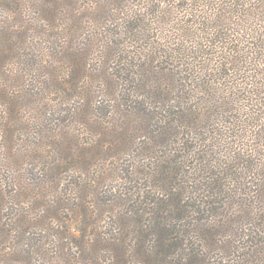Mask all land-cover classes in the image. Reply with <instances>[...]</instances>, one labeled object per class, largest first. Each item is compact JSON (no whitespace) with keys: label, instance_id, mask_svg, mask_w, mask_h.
I'll list each match as a JSON object with an SVG mask.
<instances>
[{"label":"trees","instance_id":"16d2710c","mask_svg":"<svg viewBox=\"0 0 264 264\" xmlns=\"http://www.w3.org/2000/svg\"><path fill=\"white\" fill-rule=\"evenodd\" d=\"M144 1L0 0V264H264V0Z\"/></svg>","mask_w":264,"mask_h":264},{"label":"rangeland","instance_id":"374dc122","mask_svg":"<svg viewBox=\"0 0 264 264\" xmlns=\"http://www.w3.org/2000/svg\"><path fill=\"white\" fill-rule=\"evenodd\" d=\"M133 1V6L137 7L136 9H140L142 8L140 6V4L144 1V0H132ZM163 1V0H162ZM166 2L162 3V6H168V7H175V15L176 17H178V19L176 20V22H179L180 25H176L177 23H170V24H161V28L160 29H164V30H172V31H176V28L178 27H186L189 29H192L194 31H199L200 29H202L203 27H206L205 25H207V23H202L201 26L198 23H195L193 20H199V18L202 19V22L207 19H209L211 22L216 21V13H218V10L220 8V5L223 4L226 0H164ZM130 2V1H129ZM145 2V1H144ZM185 2H187L186 7H181V4H184ZM131 4V6H132ZM130 5V3H129ZM177 6V7H176ZM123 10H126L125 8H123ZM142 12H144V10H142ZM244 12V11H242ZM241 20H239V18H237V22L234 26L236 28H238L237 25L242 26L245 25V27H251V26H247V24H245L242 20V14L240 13V15H238ZM149 22L153 23L156 21V18L154 15L149 16ZM263 17H261L258 14L255 13H251V15L249 16V20L250 22H256L257 19H259V24H263L262 20ZM181 20H183L184 22H181ZM195 20V21H196ZM155 26V25H153ZM258 27V24H254L252 27ZM200 28V29H199ZM175 33V32H174ZM176 37H178V35H175Z\"/></svg>","mask_w":264,"mask_h":264}]
</instances>
